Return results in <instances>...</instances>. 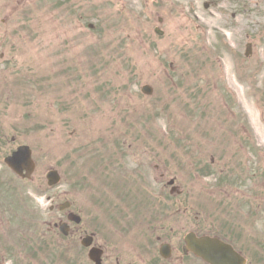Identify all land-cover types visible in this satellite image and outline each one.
I'll return each instance as SVG.
<instances>
[{
    "label": "rangeland",
    "instance_id": "rangeland-1",
    "mask_svg": "<svg viewBox=\"0 0 264 264\" xmlns=\"http://www.w3.org/2000/svg\"><path fill=\"white\" fill-rule=\"evenodd\" d=\"M204 4L0 0V264H93L80 241L53 228L66 219L58 210L65 200L84 206L88 224L102 221L110 250L146 248V229L159 222L152 208L175 201L162 241L182 244L192 230L217 234L248 264H264V66L247 80L235 74L242 58L238 65L200 39L189 17L204 31ZM145 84L152 95L141 92ZM24 143L37 162L31 181L4 163ZM52 168L63 179L49 187ZM153 169L158 180L176 178L179 196L155 182ZM123 176L134 186L128 222L138 225L130 232L105 224L110 207L121 210L128 197L127 181L117 191Z\"/></svg>",
    "mask_w": 264,
    "mask_h": 264
},
{
    "label": "flooded vegetation",
    "instance_id": "flooded-vegetation-1",
    "mask_svg": "<svg viewBox=\"0 0 264 264\" xmlns=\"http://www.w3.org/2000/svg\"><path fill=\"white\" fill-rule=\"evenodd\" d=\"M206 4H204V10L207 14V24L205 28L206 33L204 38H208L210 33H212L211 37L216 39V43L220 45L223 51L229 52L235 59V62L238 64L239 59H241V55L243 53L244 60L241 62V70H239V74L245 77H253L257 74L260 69V63H263L264 66V50L262 52L263 56H258L255 58V50L257 45L260 44L262 49H264V0H206ZM212 11L213 14L210 13ZM216 19L212 24H214V28H209L211 19L210 17ZM228 44L229 47L226 46ZM222 51V52H223ZM239 65V64H238ZM157 165V164H156ZM140 175L142 172H139ZM154 177L155 169H153ZM167 175L165 173L159 174V180L156 178L155 182L158 184H162V182L166 181ZM175 180V178H174ZM141 179L136 181V184H141V188H145V185L142 183ZM134 187V186H133ZM130 186V183L127 182L126 192L128 197L122 198L125 199V203H122L121 210L115 212L113 208L110 207L109 212L111 214V220L114 222H121L124 227V230L130 232L134 230L135 226L138 225L134 222V217L131 222L129 221V217L134 214L133 207L136 203H133L134 199L131 197L133 193ZM127 203V204H126ZM151 204L144 203L142 207L148 210ZM80 209H77V213L80 214L81 219L79 223L73 224L70 223V236L73 238L74 242L80 241L84 239V236L89 235L92 239V246H96L103 250V263L106 264H162V260L160 259V248H156L155 240L158 244L161 245L162 236L161 232L165 230V221L166 216L169 213L168 209L174 208V213L172 215L177 214V203L175 201L168 202H158L152 208V214L156 217L158 216L157 221H153L149 223V228L146 229L151 236L149 244L146 248L140 249H122L118 250L116 248H112L108 245H113V238L109 235V239L112 242L101 241V238H104L103 234L100 233V227L98 226V222L91 221V225L87 223L89 221L86 219V214L84 215V208L81 205H78ZM78 207V208H79ZM161 208V209H160ZM132 209V212H131ZM162 209H164L162 211ZM187 210H185L186 212ZM187 213V212H186ZM189 213V212H188ZM161 214L163 215L164 223L161 221ZM138 215V214H137ZM143 224V221H140ZM167 223V222H166ZM57 229L58 224L55 225ZM158 226L160 228L158 229ZM171 232L174 231L173 228L170 229ZM159 233V234H157ZM107 237V235L105 236ZM164 241L168 242L167 239ZM172 245H171V244ZM171 245V255L165 264H173L174 263V254L177 253V249L174 250V243L170 242ZM83 247H85L82 244ZM90 247H86L84 249L89 250ZM113 251L110 256L113 255L114 262H107L109 256L108 253ZM182 259H179L181 264H185L186 258L185 255L181 256ZM189 257V256H186Z\"/></svg>",
    "mask_w": 264,
    "mask_h": 264
},
{
    "label": "water",
    "instance_id": "water-1",
    "mask_svg": "<svg viewBox=\"0 0 264 264\" xmlns=\"http://www.w3.org/2000/svg\"><path fill=\"white\" fill-rule=\"evenodd\" d=\"M7 163L13 167L18 173L22 174L25 169L26 175L33 171L34 164L30 159V153L27 148H20L13 156L6 159ZM49 178L51 182H57L59 176L56 171L50 173ZM70 218H75L72 215ZM64 230V226L62 227ZM188 245L186 251L190 250L196 255L202 257L211 264H245L246 259L233 247L218 238L201 237L197 238L194 235L187 236Z\"/></svg>",
    "mask_w": 264,
    "mask_h": 264
}]
</instances>
